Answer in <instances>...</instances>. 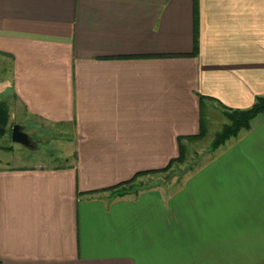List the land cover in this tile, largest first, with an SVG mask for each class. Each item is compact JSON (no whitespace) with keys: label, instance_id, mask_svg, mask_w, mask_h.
Masks as SVG:
<instances>
[{"label":"crops","instance_id":"1","mask_svg":"<svg viewBox=\"0 0 264 264\" xmlns=\"http://www.w3.org/2000/svg\"><path fill=\"white\" fill-rule=\"evenodd\" d=\"M0 60L9 123L72 157L0 149V264H264V114L192 174L105 191L264 95V0H0Z\"/></svg>","mask_w":264,"mask_h":264},{"label":"rangeland","instance_id":"2","mask_svg":"<svg viewBox=\"0 0 264 264\" xmlns=\"http://www.w3.org/2000/svg\"><path fill=\"white\" fill-rule=\"evenodd\" d=\"M7 64L0 60V75L4 73L6 75ZM264 114V113H263ZM263 114H259L251 122L255 123L259 120ZM9 122V121H8ZM16 122L9 123V125H17ZM228 123L222 110L217 109L214 106H206L203 111V136L189 143L184 148V160L180 163H174L168 172L164 173L167 178L170 177H181L183 174L193 173L198 170V166L205 165L209 160H214L216 157L221 156L222 152L226 150L230 143H233L234 139L231 138L227 144L219 146L217 149H212L213 143L215 142V136L219 133L223 126ZM12 128V127H11ZM47 128V127H46ZM25 133L30 137L31 142L36 143L35 149L23 147L15 144L11 141L10 136L0 137V149L3 150L7 155L12 156V163L18 166H31L36 164L45 165H60L64 164L67 160H71L72 157L68 158L66 155L67 145L59 140L56 143L50 135H44L39 138L36 136V132L27 128H24ZM135 187L145 188L148 183L145 180H136L134 182ZM140 186V187H139Z\"/></svg>","mask_w":264,"mask_h":264},{"label":"trees","instance_id":"3","mask_svg":"<svg viewBox=\"0 0 264 264\" xmlns=\"http://www.w3.org/2000/svg\"><path fill=\"white\" fill-rule=\"evenodd\" d=\"M264 113V95L257 96L253 105L246 110H226L223 114L227 119L222 130L216 134L215 142L213 143L212 149H217L219 146L223 145L227 140L237 137V135L243 130H249L250 124L257 115ZM9 114L8 106L6 103L0 101V137L10 136L11 125H9ZM204 134L203 125L201 122L200 132L195 137L179 138V153L175 159L168 162L167 166L161 170L139 172L135 174L130 180L117 184L105 191L110 193L111 197H122L127 193L136 192L141 188H137L134 182L140 176L152 175L157 172H168L174 163H180L184 160V146L182 145L183 140L196 141L200 139ZM140 187V186H139Z\"/></svg>","mask_w":264,"mask_h":264},{"label":"water","instance_id":"4","mask_svg":"<svg viewBox=\"0 0 264 264\" xmlns=\"http://www.w3.org/2000/svg\"><path fill=\"white\" fill-rule=\"evenodd\" d=\"M11 141L26 148H31L30 137L23 131L21 126L13 125L10 133Z\"/></svg>","mask_w":264,"mask_h":264}]
</instances>
